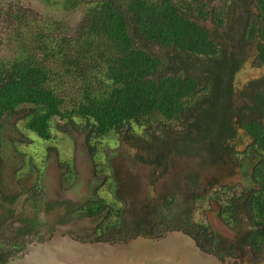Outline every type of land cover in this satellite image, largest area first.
Segmentation results:
<instances>
[{
	"label": "trees",
	"instance_id": "obj_1",
	"mask_svg": "<svg viewBox=\"0 0 264 264\" xmlns=\"http://www.w3.org/2000/svg\"><path fill=\"white\" fill-rule=\"evenodd\" d=\"M40 1L67 12L78 10L82 20L70 29L59 17L35 13L20 0H0V118L27 109L22 113L26 126L45 140L57 118L109 145L113 134L120 143L123 130L131 139L143 133L148 154L137 158L153 168V182L168 170L171 150L198 155L201 167L235 164L249 189L213 183L197 193L199 172H188L194 205L178 225L202 236L200 246L210 245L222 261L230 254L243 259L248 248L263 255L264 76L249 83L244 100L235 96L233 80L250 44L256 48L255 64L264 65V0H250L249 6V0ZM243 6L247 11L233 18ZM207 20L221 27L220 35ZM235 41L241 51L227 50ZM156 46L164 51L162 57ZM243 111L256 116L247 118ZM238 129L253 140L243 152L232 144ZM253 156L256 161L247 162ZM3 197L13 202L16 195ZM99 199L71 211L103 215L97 226L102 228L100 240L106 234L110 238L105 241L155 234L141 217L126 225L116 196ZM172 202L167 197L161 204L167 209ZM213 212L235 237L212 225ZM244 221L247 227L240 226Z\"/></svg>",
	"mask_w": 264,
	"mask_h": 264
},
{
	"label": "rangeland",
	"instance_id": "obj_2",
	"mask_svg": "<svg viewBox=\"0 0 264 264\" xmlns=\"http://www.w3.org/2000/svg\"><path fill=\"white\" fill-rule=\"evenodd\" d=\"M1 1L5 3L8 0ZM20 1V4L31 8L35 13L59 17V20L68 23L70 29L82 20V14L78 10L67 12L42 4L40 0ZM249 4L250 0L248 6ZM247 7L237 10L233 18L247 11ZM205 22L211 29L216 28L217 34H221L220 26L210 20ZM232 44L234 46L227 50L233 49L235 52L236 49L241 51L243 48L236 41ZM253 46L250 44L244 48L246 58L233 80L235 96H241L243 100L245 96L242 93L247 92L249 83L264 76V65L255 64L256 48ZM155 51L163 56L164 51L160 47L156 46ZM68 88L71 89L67 86L66 89L69 90ZM23 112L26 113L27 109H22ZM22 113L8 119L0 118V190L6 195L19 196L13 204L2 201L0 196V206L3 202V207H0V258L5 257L7 264L69 263L73 262V256L80 258V264H97L108 260L151 264L141 261L144 258L156 259L157 256H162L161 259L167 264H174L177 260L181 264H264V253L256 259L252 256L251 248H248L250 253L244 259L230 254L221 261L217 254L195 250L187 239L183 244L185 250L180 257H175L174 249L181 245V240H185L182 238H188L179 229L181 227L178 222L184 218L187 209L194 205V196L190 195L188 186L190 179L186 176L188 172H199L197 193L210 188L213 183L230 184L231 188L240 184L241 188L249 189L247 185L250 183L245 180L240 167L226 162L215 166L202 164V168L198 155L187 157L171 150L168 152V170L160 173L157 181L153 182V168L137 158L139 153L148 154L143 147L146 143L143 133L140 137L131 139L128 131L123 130L122 135L118 136L120 143H116L117 138L113 134L114 140L109 145L103 142V138L88 139V132L57 118L53 121L50 139L45 140L26 126L27 118ZM243 113L247 118L256 116L251 111ZM57 126L63 131L55 128ZM176 130H180V127ZM238 130L239 136L232 144L236 150L243 152L253 140L244 129ZM173 136L177 137L178 134L174 133ZM255 161V156L247 160L251 164ZM103 168L109 171L106 172ZM192 176L195 178L193 174ZM111 185L122 200L126 225L141 217L147 223L146 228L149 231L154 229L155 234L126 241L113 240L118 238L116 236H112L113 239L109 241H96V237L100 236L97 233L100 234L102 228L96 232L95 223L83 217L84 214H76L71 209L77 207L79 211L88 200H100L99 195L110 201L113 198L109 189ZM167 197H173V202L166 209L161 202ZM149 199H153L152 202ZM52 204L54 207L48 208ZM143 205L145 208L141 209ZM10 210H13L12 214L9 213ZM212 215V225L216 229L230 236L234 235L224 226L218 212H213ZM148 217L150 219H146ZM25 218L34 219L39 225L32 228L24 221ZM100 223L101 221L97 225ZM244 224L245 221L240 226ZM106 236L107 234L104 235ZM32 251L36 252L31 260L27 255ZM137 257L140 262L135 261Z\"/></svg>",
	"mask_w": 264,
	"mask_h": 264
},
{
	"label": "flooded vegetation",
	"instance_id": "obj_3",
	"mask_svg": "<svg viewBox=\"0 0 264 264\" xmlns=\"http://www.w3.org/2000/svg\"><path fill=\"white\" fill-rule=\"evenodd\" d=\"M111 187H113V186H110L109 187V189H110V191L113 193V196H116V198H118L119 200H121L120 198H119V196H118V193H117V191L114 189V191H112L113 190V188H111ZM22 192L24 193L25 191L24 190H22ZM18 193H19V191H18ZM1 194H3V195H6L7 193H4V192H2L1 190H0V196H1V198H2V201H5V202H7L8 204H13L14 202H16L17 201V199H18V195L17 194H12V195H16V197H15V199H14V201L13 202H11V201H8V200H6V199H4V197H3V195H1ZM22 194V193H21ZM110 194V193H109ZM8 196V195H7ZM61 203V202H60ZM67 203V202H66ZM50 206V205H49ZM52 206L54 207V205L52 204ZM0 207H3V202L1 203V206ZM67 210H69V209H67ZM70 213H72V212H70ZM77 214V213H76ZM83 217H85V218H89L93 223H95L94 224V226H95V231L97 232L98 230H97V224L100 222V221H102V219H103V215H96V216H90V215H85V216H83ZM32 220H34V219H31V218H25L24 219V221H26L27 222V224H28V226H30V227H32L33 225L32 224H30V222L32 221ZM38 222V221H37ZM37 225H39V223L37 224ZM36 225V226H37ZM35 226V225H34ZM33 226V227H34ZM32 227V228H33ZM180 229V228H179ZM180 230H182V232L183 233H185V235L188 237V238H182V239H185V240H181L180 242H182L181 243V245L178 247V248H175L174 249V251H181V254H182V251H184L185 250V245H183V244H185V241H186V239L187 240H189V243L193 246V248L195 249V250H199V252H201V251H203V252H205V253H209V254H213V255H216V254H214V252H213V249H212V247L210 246V245H206V247H201L200 246V240H201V237L202 236H199V235H197L196 233H189V232H187V231H184L183 229H180ZM23 233H25L24 231H22ZM98 235H100V234H98L97 233V236ZM109 234H107V236L104 238V239H102L101 241H105V239H108V238H110L109 236H108ZM136 237H141V236H136ZM135 237V238H136ZM100 238V236H98V237H96V241H98V240H100L99 239ZM133 239V238H132ZM113 240H115V239H113ZM74 241V240H73ZM76 243V242H75ZM184 247H183V246ZM183 247V248H182ZM43 248V247H42ZM35 249H37L38 250V248L37 247H35ZM36 250V251H37ZM36 251H32L31 252V254L30 255H27V256H29V258L32 260V259H34L33 258V255H34V253L36 252ZM233 252V251H232ZM231 252V253H232ZM248 253H250L249 252V250H247L246 251V253L244 254V258L245 257H247L248 256ZM250 256H251V254H250ZM252 256L253 257H256V259H257V257L258 256H255V255H253V253H252ZM259 256H261V255H259ZM178 257H180V255L178 256ZM235 257V256H234ZM219 258V257H218ZM236 258H238V257H236ZM243 258V259H244ZM3 260H5L4 261V263L3 264H5L6 262H7V259H5L4 257L2 258ZM25 259V258H24ZM238 259H240V258H238ZM178 261V263L179 264H181L180 263V261L179 260H177ZM222 261V260H221ZM18 262H20V261H18ZM0 263H2V262H0ZM8 263V262H7ZM6 263V264H7ZM15 264H16V262H15Z\"/></svg>",
	"mask_w": 264,
	"mask_h": 264
},
{
	"label": "water",
	"instance_id": "obj_4",
	"mask_svg": "<svg viewBox=\"0 0 264 264\" xmlns=\"http://www.w3.org/2000/svg\"><path fill=\"white\" fill-rule=\"evenodd\" d=\"M174 252H175V257H178L179 255H181V251L180 250L179 251H174ZM161 257L162 256H157L156 259L144 258V259H142L141 262H144V263L147 262V263H151V264H167V263L163 262ZM79 259H80L79 257H74L73 256V259H72L73 262L65 263V262L61 261L58 264H80ZM135 261L136 262H140L138 257L135 259ZM84 264H85V262H84ZM97 264H130V263H126V262H122V261H115V260H108L107 262H104V263L100 262V263H97ZM170 264H173V262L170 263ZM174 264H178V261H175Z\"/></svg>",
	"mask_w": 264,
	"mask_h": 264
}]
</instances>
